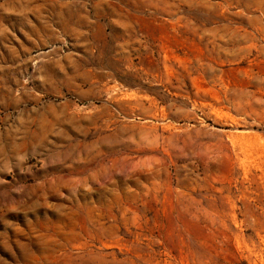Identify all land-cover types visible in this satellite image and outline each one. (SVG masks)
Segmentation results:
<instances>
[{"label":"rangeland","instance_id":"rangeland-1","mask_svg":"<svg viewBox=\"0 0 264 264\" xmlns=\"http://www.w3.org/2000/svg\"><path fill=\"white\" fill-rule=\"evenodd\" d=\"M0 264H264V0H0Z\"/></svg>","mask_w":264,"mask_h":264}]
</instances>
